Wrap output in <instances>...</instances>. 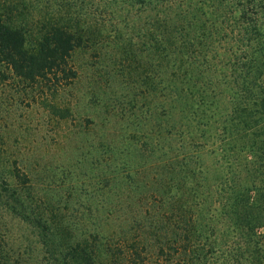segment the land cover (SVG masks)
I'll return each instance as SVG.
<instances>
[{
  "label": "trees",
  "instance_id": "1",
  "mask_svg": "<svg viewBox=\"0 0 264 264\" xmlns=\"http://www.w3.org/2000/svg\"><path fill=\"white\" fill-rule=\"evenodd\" d=\"M10 81L72 157L0 141V264H264V0H0Z\"/></svg>",
  "mask_w": 264,
  "mask_h": 264
},
{
  "label": "rangeland",
  "instance_id": "2",
  "mask_svg": "<svg viewBox=\"0 0 264 264\" xmlns=\"http://www.w3.org/2000/svg\"><path fill=\"white\" fill-rule=\"evenodd\" d=\"M81 84L85 85L84 90L88 87L86 77H83V83L77 86ZM48 119L45 109L32 102L23 93L22 83L18 86V82L10 81L6 86H0V125L2 128L0 141H3L6 146L1 158L3 160L8 158L7 163H10V157L11 160L17 158L30 161L31 158H37L39 155L48 161L62 163L67 157H72L69 147L56 149L58 136H56L54 124L50 125L51 122ZM0 223L2 230L10 238V246H14L15 250L20 247L23 252L24 249L29 248L31 237L28 229L19 218L8 213L4 204H0ZM234 245L235 241L232 238L225 243L228 249H233ZM228 249H226L227 252L221 251L218 254L220 260H224L229 255Z\"/></svg>",
  "mask_w": 264,
  "mask_h": 264
}]
</instances>
